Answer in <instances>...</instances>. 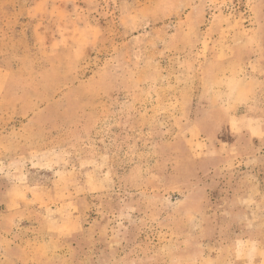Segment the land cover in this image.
<instances>
[{
	"label": "rangeland",
	"instance_id": "374dc122",
	"mask_svg": "<svg viewBox=\"0 0 264 264\" xmlns=\"http://www.w3.org/2000/svg\"><path fill=\"white\" fill-rule=\"evenodd\" d=\"M264 260V0H0V264Z\"/></svg>",
	"mask_w": 264,
	"mask_h": 264
},
{
	"label": "crops",
	"instance_id": "0c3cea01",
	"mask_svg": "<svg viewBox=\"0 0 264 264\" xmlns=\"http://www.w3.org/2000/svg\"><path fill=\"white\" fill-rule=\"evenodd\" d=\"M259 264H264V260H260Z\"/></svg>",
	"mask_w": 264,
	"mask_h": 264
}]
</instances>
